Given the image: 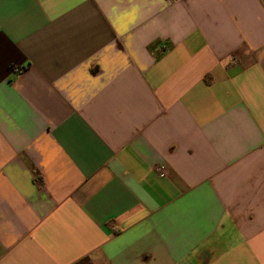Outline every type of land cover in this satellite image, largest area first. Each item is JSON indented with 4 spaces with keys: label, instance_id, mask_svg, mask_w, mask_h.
<instances>
[{
    "label": "crops",
    "instance_id": "obj_1",
    "mask_svg": "<svg viewBox=\"0 0 264 264\" xmlns=\"http://www.w3.org/2000/svg\"><path fill=\"white\" fill-rule=\"evenodd\" d=\"M0 264H264V0H0Z\"/></svg>",
    "mask_w": 264,
    "mask_h": 264
},
{
    "label": "built area",
    "instance_id": "obj_2",
    "mask_svg": "<svg viewBox=\"0 0 264 264\" xmlns=\"http://www.w3.org/2000/svg\"><path fill=\"white\" fill-rule=\"evenodd\" d=\"M154 172L157 173L159 176H164L165 175V166L164 165H155L154 167ZM37 182L40 183V180L37 179Z\"/></svg>",
    "mask_w": 264,
    "mask_h": 264
}]
</instances>
